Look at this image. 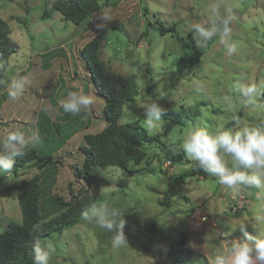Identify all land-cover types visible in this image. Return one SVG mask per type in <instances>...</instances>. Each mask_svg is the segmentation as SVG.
Instances as JSON below:
<instances>
[{
	"label": "rangeland",
	"instance_id": "rangeland-1",
	"mask_svg": "<svg viewBox=\"0 0 264 264\" xmlns=\"http://www.w3.org/2000/svg\"><path fill=\"white\" fill-rule=\"evenodd\" d=\"M55 1L0 0V18L18 45L8 58L5 78L30 73L32 79L18 101L10 100L4 89L0 93V136L12 127H38L39 141L24 153L34 150L51 156L42 171L31 165L38 163L33 158L16 167L11 179L0 175V232L10 222L21 223L17 189L36 174L42 179L46 211L60 210L46 220L59 215L60 204L72 202L82 189L95 198L97 206L107 203L125 213L128 246L113 249L112 234L82 216L74 226L39 239L41 245L51 241L56 247L51 264H210L221 250L220 243L231 245L245 238L237 228L240 224H248L251 235L264 228V193L259 199L254 188L231 193L207 174L191 175L194 162L185 154L178 164L164 157L165 149L180 151L189 123L233 126V113L221 97L233 95L239 104L238 93L231 89L234 82L255 83L264 89V0H225L235 16L231 39L237 51L228 55L219 37H214L199 62L185 72L177 67L183 43L193 33V23L209 21L213 0H112V6L100 7L81 25L55 10ZM104 8L112 9L114 19L105 28L100 59L112 71L134 76L137 86L134 100L123 105L118 123L138 121L143 126V106L161 90L166 95L158 102L165 112L162 130L148 132L160 142L146 147V157L138 166L130 165L135 172L96 166L87 187L75 174L83 162L80 147L85 135L101 131L106 122L104 100L96 94L79 52L102 30L96 25ZM45 11L49 16L43 17ZM171 26L174 32L161 34L162 27ZM142 32H146L143 37ZM197 83L205 86L206 94L195 91ZM78 90L94 96L90 111L80 116L64 113L59 101ZM260 100L264 102V97ZM235 116L242 123L264 122V111L251 106L238 107ZM182 234L193 253L173 263L168 252Z\"/></svg>",
	"mask_w": 264,
	"mask_h": 264
},
{
	"label": "clouds",
	"instance_id": "clouds-1",
	"mask_svg": "<svg viewBox=\"0 0 264 264\" xmlns=\"http://www.w3.org/2000/svg\"><path fill=\"white\" fill-rule=\"evenodd\" d=\"M208 11L210 19L207 23H193L191 30L197 46L205 47L214 37H219L224 44L228 55L238 49L236 42L232 41V23L235 19L231 6L225 0H213ZM100 23L98 29L104 30L108 23L114 19L112 9L104 8L97 16ZM23 64V58L19 61ZM31 74L14 75L0 78V88H3L12 101H18L31 85ZM234 93H238L239 104L233 95L224 94L221 103L233 113V126L218 125L215 128L206 124L194 125L189 123L179 144L188 160L194 162L195 167L207 175L215 178V183L231 193L240 194L244 189H257L259 194L264 193V122L256 124L242 123L235 116L238 107L251 106L264 111V89L255 83L234 82L231 85ZM195 91L205 93V86L201 83L195 85ZM166 93L162 90L159 95L147 101L144 106L143 126L149 133L155 134L162 130L161 119L165 109L158 102ZM94 104V96L83 90L69 91L66 97L59 101V107L66 114L80 116L90 111ZM47 111V106L44 108ZM40 139V129L33 127L23 129L12 127L0 136V175L11 179L14 171V159L24 155L30 144ZM125 213L115 206L107 203L92 206L83 214V219L89 224L111 233V247L120 249L128 246L124 233L126 220ZM248 224H240V232L245 237L239 241L220 243L221 250L214 256L210 264H264V228H257L256 235L247 231ZM232 228V229H237ZM216 238V234H215ZM56 252L53 242L48 241L41 245L37 240L33 245V264H51L52 256Z\"/></svg>",
	"mask_w": 264,
	"mask_h": 264
},
{
	"label": "trees",
	"instance_id": "trees-1",
	"mask_svg": "<svg viewBox=\"0 0 264 264\" xmlns=\"http://www.w3.org/2000/svg\"><path fill=\"white\" fill-rule=\"evenodd\" d=\"M113 2L112 0H56L53 8L65 19L75 25H81L100 7L112 6ZM43 14V17L49 16L46 11ZM167 31L174 32V26L160 29L162 35ZM141 35L145 36L146 32H142ZM193 36L194 33L190 32L183 43V54L177 59L179 72L190 71L204 54L205 47L197 46ZM105 37V29L97 32L79 52L96 94L104 100L103 114L106 122V126L101 131L85 135L84 144L80 147L83 162L81 168L76 169L75 174L84 180L87 187L91 184L90 172L93 167L117 166L135 172L130 165L138 166L146 157V147L154 142H160L157 136L149 134L138 121L118 123L123 105L134 100L137 86L134 76L116 73L100 59ZM17 50L18 45L12 39L7 23L0 18V78H5L8 58ZM2 90L3 88H0V93ZM177 114L173 113V115ZM164 157L168 162L178 164L184 158V153L182 150L174 152L170 148L164 150ZM33 158H36L38 163L31 165L42 171L50 162L51 156L37 154L34 150L24 153L13 158L14 171L16 167L26 164ZM189 172L191 175L202 177L206 175L195 167L194 163L190 166ZM41 182L39 174H36L18 186L17 196L22 219L21 223L10 222L7 228L0 232V264H33V245L37 240L74 226L88 207L96 205L95 198L90 197L82 189L79 191L80 195L75 196L72 202L60 204L59 209L62 211L59 215L46 220L60 210L46 211L42 202ZM192 253L188 237L182 234L176 244L170 248L168 256L172 258L173 263H181L184 257H190Z\"/></svg>",
	"mask_w": 264,
	"mask_h": 264
},
{
	"label": "built area",
	"instance_id": "built-area-1",
	"mask_svg": "<svg viewBox=\"0 0 264 264\" xmlns=\"http://www.w3.org/2000/svg\"><path fill=\"white\" fill-rule=\"evenodd\" d=\"M236 207L235 206H233V209H235ZM203 219H205L204 217H203Z\"/></svg>",
	"mask_w": 264,
	"mask_h": 264
}]
</instances>
